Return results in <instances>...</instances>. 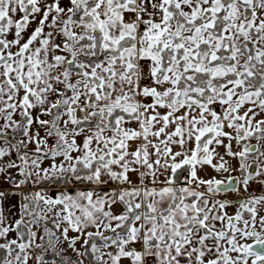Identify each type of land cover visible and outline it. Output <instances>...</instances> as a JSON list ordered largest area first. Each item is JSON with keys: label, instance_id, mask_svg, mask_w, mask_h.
Returning a JSON list of instances; mask_svg holds the SVG:
<instances>
[{"label": "snow or ice", "instance_id": "obj_1", "mask_svg": "<svg viewBox=\"0 0 264 264\" xmlns=\"http://www.w3.org/2000/svg\"><path fill=\"white\" fill-rule=\"evenodd\" d=\"M0 264H264V0H0Z\"/></svg>", "mask_w": 264, "mask_h": 264}]
</instances>
